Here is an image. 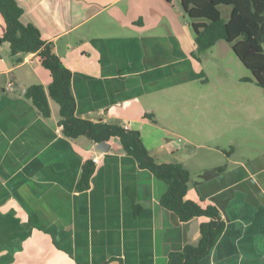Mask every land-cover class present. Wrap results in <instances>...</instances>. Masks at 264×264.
Returning <instances> with one entry per match:
<instances>
[{
	"label": "crops",
	"instance_id": "crops-1",
	"mask_svg": "<svg viewBox=\"0 0 264 264\" xmlns=\"http://www.w3.org/2000/svg\"><path fill=\"white\" fill-rule=\"evenodd\" d=\"M15 1L70 70L75 116L138 131L157 163L188 171L184 200L218 210L224 230L199 264H264V103L238 88L230 116L207 111L217 98L207 58L231 46L197 53L179 0ZM50 83L36 53L13 56L0 40V264H168L196 245L208 219L181 222L163 208L167 185L116 138L105 153L67 138L55 102L44 118L24 96Z\"/></svg>",
	"mask_w": 264,
	"mask_h": 264
},
{
	"label": "trees",
	"instance_id": "trees-1",
	"mask_svg": "<svg viewBox=\"0 0 264 264\" xmlns=\"http://www.w3.org/2000/svg\"><path fill=\"white\" fill-rule=\"evenodd\" d=\"M179 2L189 18L197 53L206 52L219 41L225 42L251 72L253 82L264 90V0ZM222 10L227 11V14L224 15ZM22 13L23 10L15 0H0V16L4 23L0 40L9 44L13 56L18 53H36L42 67L51 75L47 91L41 85H31L25 90L24 96L44 118L50 117L48 99L55 102L59 107V126H62V134L67 138L86 137L95 144L116 138L124 152L136 161L140 169L148 170L157 180L167 185L160 204L173 212L181 222L206 217L208 220L199 225L200 238L197 244L186 245L181 251L171 253L168 261V264H199L224 230V222L218 210L212 206L201 208L197 203L184 200L189 182L188 171L180 164L157 163L149 156L138 131L75 116L70 70L54 54L51 45L43 41L36 27L20 22ZM192 56L195 57L196 53ZM93 172L94 163L86 161L76 185L78 192L89 188Z\"/></svg>",
	"mask_w": 264,
	"mask_h": 264
},
{
	"label": "rangeland",
	"instance_id": "rangeland-1",
	"mask_svg": "<svg viewBox=\"0 0 264 264\" xmlns=\"http://www.w3.org/2000/svg\"><path fill=\"white\" fill-rule=\"evenodd\" d=\"M222 12L224 13V15L227 14V11L225 10H222ZM183 15L186 21L189 23V18L184 13ZM189 30L191 33H193L191 26ZM212 51L213 52L215 51L214 48H212ZM207 60L210 61V65L206 67L207 76L210 79H213L215 83H217L216 84L217 86L215 88L216 92H214L217 98L212 103L210 111L207 110L208 113H210L209 115L210 117H216L218 111H219V115L226 114V116H230L232 114L233 109L235 107L237 108V105H234L232 103H233V100H237L238 98L237 95H235V91H237L238 88L240 89V94H242V92L244 91V93H246L247 96L249 95L250 98H257L258 101L264 103L263 90H260L258 86L253 85L254 80H253L251 72L243 66V64L238 60V58L235 56L233 52H228L224 54L221 51L217 50V52L215 51L213 56L208 57ZM223 65H225L227 69H223L222 68ZM231 78L232 80H230ZM245 79H248L249 81L251 80L253 84L250 83L251 81L249 82L248 80H245ZM240 81H243V82H240ZM200 84L201 83L199 82V85ZM222 86L226 87V89L228 90L227 94L223 95L224 98L226 97L227 99V100L225 99L226 101H224L223 104H222V101L224 99L222 98V94L220 93ZM202 87L205 88L203 92H206L207 86L202 85L199 88H202ZM185 94L186 93H184V95ZM231 95L233 98L231 97ZM173 97H174V94H173ZM192 97H193V100L198 97V101L200 103H203L201 93L194 94L192 95ZM219 104H222V105H219ZM191 116L196 117V115H191ZM209 116H205V117H209Z\"/></svg>",
	"mask_w": 264,
	"mask_h": 264
},
{
	"label": "water",
	"instance_id": "water-1",
	"mask_svg": "<svg viewBox=\"0 0 264 264\" xmlns=\"http://www.w3.org/2000/svg\"><path fill=\"white\" fill-rule=\"evenodd\" d=\"M262 44L264 47V37L262 38ZM96 149L100 152L105 153L109 150V145L107 142H101V143L96 144Z\"/></svg>",
	"mask_w": 264,
	"mask_h": 264
},
{
	"label": "built area",
	"instance_id": "built-area-1",
	"mask_svg": "<svg viewBox=\"0 0 264 264\" xmlns=\"http://www.w3.org/2000/svg\"><path fill=\"white\" fill-rule=\"evenodd\" d=\"M59 129H62V126H59ZM99 161V157H94L93 159H92V162L93 163H97Z\"/></svg>",
	"mask_w": 264,
	"mask_h": 264
}]
</instances>
